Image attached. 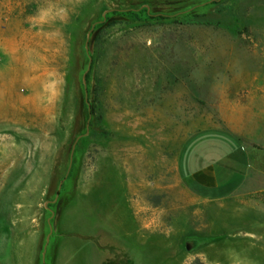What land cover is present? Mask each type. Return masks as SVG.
Returning a JSON list of instances; mask_svg holds the SVG:
<instances>
[{
  "label": "rangeland",
  "instance_id": "obj_1",
  "mask_svg": "<svg viewBox=\"0 0 264 264\" xmlns=\"http://www.w3.org/2000/svg\"><path fill=\"white\" fill-rule=\"evenodd\" d=\"M242 106L264 116V0H0V264H264V192L176 168Z\"/></svg>",
  "mask_w": 264,
  "mask_h": 264
},
{
  "label": "crops",
  "instance_id": "obj_2",
  "mask_svg": "<svg viewBox=\"0 0 264 264\" xmlns=\"http://www.w3.org/2000/svg\"><path fill=\"white\" fill-rule=\"evenodd\" d=\"M253 112L242 106L227 116L225 126L199 130L188 137L178 153L176 168L189 190L231 201L264 192V116ZM90 237L84 242L92 241ZM91 243L96 252L104 249ZM110 258L96 256L95 260L106 264Z\"/></svg>",
  "mask_w": 264,
  "mask_h": 264
},
{
  "label": "water",
  "instance_id": "obj_3",
  "mask_svg": "<svg viewBox=\"0 0 264 264\" xmlns=\"http://www.w3.org/2000/svg\"><path fill=\"white\" fill-rule=\"evenodd\" d=\"M88 44H89V40H88V42H87V50H88ZM84 83H85V85H86V79H85V77H84ZM88 129H89V126H88ZM77 142H78V141H77ZM76 144H77V143H76ZM75 149H76V145L73 147L72 156H71V164H72V162H73V157H74ZM49 239H50V238H48V242H49ZM195 245H196L195 242H188L186 247H187L188 250H192V249L195 247Z\"/></svg>",
  "mask_w": 264,
  "mask_h": 264
}]
</instances>
